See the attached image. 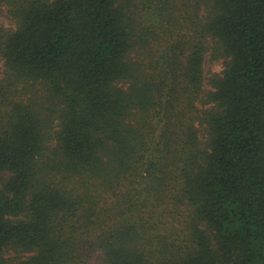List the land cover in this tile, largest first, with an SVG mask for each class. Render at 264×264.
<instances>
[{
    "label": "trees",
    "instance_id": "1",
    "mask_svg": "<svg viewBox=\"0 0 264 264\" xmlns=\"http://www.w3.org/2000/svg\"><path fill=\"white\" fill-rule=\"evenodd\" d=\"M0 6V264H264V0Z\"/></svg>",
    "mask_w": 264,
    "mask_h": 264
},
{
    "label": "rangeland",
    "instance_id": "2",
    "mask_svg": "<svg viewBox=\"0 0 264 264\" xmlns=\"http://www.w3.org/2000/svg\"><path fill=\"white\" fill-rule=\"evenodd\" d=\"M0 26L2 27H14V23L13 21L8 17V15L5 13L4 11V7L0 6ZM165 44V41H164ZM154 50V51H153ZM152 52H154V56L156 53V50L153 49ZM149 53V50L145 49L144 50H135L133 52V58L135 59H139V58H143V62L148 60L147 58V54ZM153 55V53H152ZM222 60L221 59H213L211 56V51L208 50L205 52L204 54V59H203V70H204V74L206 76V78H208L210 75L214 74V73H219L222 70ZM3 65H2V60L0 59V72L2 71ZM204 86L206 88H209V83H208V79H206ZM203 130L202 128H199V134H202Z\"/></svg>",
    "mask_w": 264,
    "mask_h": 264
}]
</instances>
